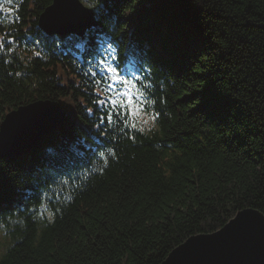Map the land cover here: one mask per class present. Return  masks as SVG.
I'll return each instance as SVG.
<instances>
[{
    "label": "trees",
    "instance_id": "trees-1",
    "mask_svg": "<svg viewBox=\"0 0 264 264\" xmlns=\"http://www.w3.org/2000/svg\"><path fill=\"white\" fill-rule=\"evenodd\" d=\"M52 1L0 21V122L40 98L65 111L0 158V264H159L241 209L264 215V0H86L98 26L61 49L37 27ZM103 38L149 67L148 122L96 102L76 58Z\"/></svg>",
    "mask_w": 264,
    "mask_h": 264
},
{
    "label": "water",
    "instance_id": "water-1",
    "mask_svg": "<svg viewBox=\"0 0 264 264\" xmlns=\"http://www.w3.org/2000/svg\"><path fill=\"white\" fill-rule=\"evenodd\" d=\"M92 24V11L78 0H54L39 18L42 29L62 35ZM63 120L56 101L39 100L9 112L0 124V157L22 155ZM159 264H264V215L253 207L241 209L219 229L189 236Z\"/></svg>",
    "mask_w": 264,
    "mask_h": 264
},
{
    "label": "snow or ice",
    "instance_id": "snow-or-ice-1",
    "mask_svg": "<svg viewBox=\"0 0 264 264\" xmlns=\"http://www.w3.org/2000/svg\"><path fill=\"white\" fill-rule=\"evenodd\" d=\"M0 47H3V44H0ZM100 66H101V71L107 72L110 75L101 77V79L96 80L95 83L96 84H102V83L106 84V82L109 80L118 81L120 84L123 85V91L115 92V97H113L112 95H108L106 100L96 101L97 103L107 104L109 106H115V107H119L122 109H129V110L133 106H135L136 108L142 107V105H143L142 101L136 102L133 100L134 94L131 91V89L133 87H135V85L132 83L131 80H127L123 76H120L117 73V69L115 67H113L112 65L108 64L107 61H105V60L100 61ZM91 71H92V69H89V72H91ZM113 88H114V85L106 84V87L102 90V92L100 90H98V95L106 94L109 92V90H111ZM137 94L140 96H143L144 93L138 91ZM154 118L155 117H153V119ZM106 119H107V122L109 124H111L113 122L114 117H113L112 111H107ZM101 123H103V121H101ZM109 152H110V150H109ZM99 155L101 157H103L105 155V152L101 151L99 153Z\"/></svg>",
    "mask_w": 264,
    "mask_h": 264
},
{
    "label": "rangeland",
    "instance_id": "rangeland-1",
    "mask_svg": "<svg viewBox=\"0 0 264 264\" xmlns=\"http://www.w3.org/2000/svg\"><path fill=\"white\" fill-rule=\"evenodd\" d=\"M43 99H48V98H43ZM50 100V99H49ZM46 115V114H45ZM44 115V116H45ZM136 117L138 118V121L139 122H142V121H144L145 120V118H146V116L145 115H143L142 113H140V114H137L136 115Z\"/></svg>",
    "mask_w": 264,
    "mask_h": 264
}]
</instances>
